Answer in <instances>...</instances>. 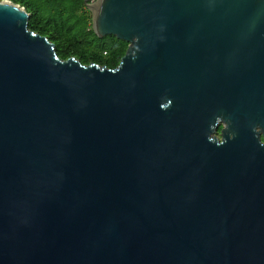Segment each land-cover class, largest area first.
Wrapping results in <instances>:
<instances>
[{"label": "water", "instance_id": "1", "mask_svg": "<svg viewBox=\"0 0 264 264\" xmlns=\"http://www.w3.org/2000/svg\"><path fill=\"white\" fill-rule=\"evenodd\" d=\"M84 3L114 68L0 0V264H264V0Z\"/></svg>", "mask_w": 264, "mask_h": 264}, {"label": "trees", "instance_id": "2", "mask_svg": "<svg viewBox=\"0 0 264 264\" xmlns=\"http://www.w3.org/2000/svg\"><path fill=\"white\" fill-rule=\"evenodd\" d=\"M12 1L26 7L28 27L53 42L62 59L73 56L83 64L114 68L126 51L127 41L94 33L90 16L83 10L84 0Z\"/></svg>", "mask_w": 264, "mask_h": 264}, {"label": "rangeland", "instance_id": "3", "mask_svg": "<svg viewBox=\"0 0 264 264\" xmlns=\"http://www.w3.org/2000/svg\"><path fill=\"white\" fill-rule=\"evenodd\" d=\"M10 1H12V0H10ZM94 1H95V0H86L87 3H92V2H94ZM12 2L15 3L14 1H12ZM16 4H18L19 6L23 7V8L27 11V9H26V7H25L24 5L19 4V3H16ZM83 10H84L86 13H88V15L90 16L89 23H90L91 28H92L91 10H90L89 7L87 6V4H84V8H83ZM27 12H28V14H30L29 11H27ZM219 126H220V128H221V124H219L218 127H219Z\"/></svg>", "mask_w": 264, "mask_h": 264}, {"label": "flooded vegetation", "instance_id": "4", "mask_svg": "<svg viewBox=\"0 0 264 264\" xmlns=\"http://www.w3.org/2000/svg\"><path fill=\"white\" fill-rule=\"evenodd\" d=\"M220 130V128L218 129V131Z\"/></svg>", "mask_w": 264, "mask_h": 264}]
</instances>
